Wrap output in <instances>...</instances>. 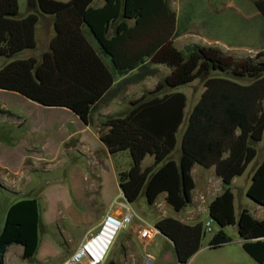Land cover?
<instances>
[{
    "label": "trees",
    "instance_id": "1",
    "mask_svg": "<svg viewBox=\"0 0 264 264\" xmlns=\"http://www.w3.org/2000/svg\"><path fill=\"white\" fill-rule=\"evenodd\" d=\"M93 2L37 0L39 13L22 16L18 0H0V56L9 60L0 68V90L70 110L95 127L111 155L129 150L133 165L120 174L119 186L130 204L144 195L154 205L165 193L167 203L180 212L193 202L194 166L215 167L224 191L209 205L210 220L219 227L210 245L229 243L224 229L238 224L244 248L264 263V219L245 209L237 219L231 188L257 157L254 144L264 137V49L240 63L213 47L194 46L185 55L175 46L177 16L167 0H104L101 7ZM255 6L264 18V0ZM41 14L55 18L49 50L41 58H15L37 48ZM157 65L171 73L155 92L134 102L125 115L107 116L95 125V113L129 86L156 76ZM197 79L204 92L188 115L175 160L188 101L177 88ZM242 79L249 83H240ZM148 156L154 161L143 168ZM248 196L264 206V161ZM41 223L37 199L11 205L0 233V264L13 245L23 247L24 260L36 261ZM156 228L174 243L181 263L199 251L206 235L205 224L188 225L172 217L159 220Z\"/></svg>",
    "mask_w": 264,
    "mask_h": 264
},
{
    "label": "rangeland",
    "instance_id": "2",
    "mask_svg": "<svg viewBox=\"0 0 264 264\" xmlns=\"http://www.w3.org/2000/svg\"><path fill=\"white\" fill-rule=\"evenodd\" d=\"M18 1L22 16L39 13L38 7L31 8L27 0ZM167 1L177 16L179 36L175 46L185 55L194 46L213 47L240 63L255 58L264 49V18L254 15L255 2ZM95 3L101 5L103 2L96 0ZM47 23L43 19L40 25L38 38L42 48L46 39L41 29ZM41 47L37 46L36 52H41ZM31 51H26L25 56ZM5 64L6 59L0 56V68ZM156 67L159 69L156 76L129 86L108 107L95 113V125L99 126L107 116L125 115L134 102L155 92L171 73L165 65ZM239 82L248 84L249 80ZM177 90L188 100L186 118L178 134L180 139L188 115L204 92V84L197 79ZM177 154L175 150L173 156ZM153 161L154 158L148 156L142 167ZM132 165L129 150L109 154L95 133L84 129L83 123L71 112L45 107L15 92L0 90V232L8 209L17 201L37 199L42 217L41 250L36 261L24 260L22 247L14 245L6 255V264H65L115 200H122L120 174L128 172ZM235 193L238 196V190ZM130 205L137 216L119 233L105 264L111 261V254L126 252L123 244L130 235L134 245L128 247L129 256L133 258L140 253L144 264L147 253L154 254L162 248L161 244L144 248V243L137 240L135 230L142 226L153 227L159 217L154 205H149L144 195ZM159 210L164 214L161 208ZM212 227L211 232L206 230L205 240L217 233V227ZM235 232L232 227L226 229L232 238H237Z\"/></svg>",
    "mask_w": 264,
    "mask_h": 264
},
{
    "label": "crops",
    "instance_id": "3",
    "mask_svg": "<svg viewBox=\"0 0 264 264\" xmlns=\"http://www.w3.org/2000/svg\"><path fill=\"white\" fill-rule=\"evenodd\" d=\"M256 1L257 0H222V2H256ZM95 2H96V0H94V2L92 4L94 7H101L104 4V0H102L103 3L101 5H97ZM254 7H255L254 8V10H255L254 15H257L258 18H261L262 17L261 13L259 12V10L257 9L256 6H254ZM43 19L48 21V23L45 25V27L43 29H41V34L43 33V35H44L43 37H44V39H46V45L44 46V48L41 47V41L38 38V37H40L39 36V33H40L39 30H40V25H41ZM54 20H55V18L53 15L41 14V16H40V21L37 25L36 32H37L38 46L40 45L41 52H36V49H37L36 48L35 50H32L30 52V54L27 56H25L26 51H24V52L20 53L19 55H17L15 58L24 59V58H29L32 56L36 57V56H34L35 54L40 55L37 58H41V56L49 50L50 42L53 39V37L55 36ZM7 62H9V60L6 59V63ZM54 108H58V107H54ZM105 108H103V109H105ZM60 109H65V110L71 112L70 110H68L66 108H60ZM103 109H101V110H103ZM71 113L74 114L73 112H71ZM75 116L78 117L77 115H75ZM79 120L83 123L84 129L92 130L95 133V135L99 138V134L97 133V130L95 129V127H93L91 125H86L80 118H79ZM83 143H85V142H83ZM180 143H181V138L178 139V148L176 149L178 151V154L176 157L173 156V158L175 160H178L179 156H180ZM254 147L257 150V157L248 166V168L246 169L244 174L236 177L233 180L232 186H231L233 194H234V209H235V215H236L237 219L239 218L241 211L244 209L248 210V212L255 219H257V220H263L264 219V206L256 203L254 200H252L248 196V190L252 184L253 175H254L255 171L257 170V168L264 161V137H263V140L261 142L254 144ZM106 150H107V148H106ZM143 168H145V167H143ZM192 175H193V179L195 182V189L193 190V202H192V204L189 205L188 207L184 208L180 212H176L167 203V201H166L167 195L165 193L161 194L159 196L156 204L153 206L156 213L159 214V217L156 221H154L152 228L157 229L156 223L159 220L166 218V217H172V218L177 219V220L181 221L182 223L188 224V225H196L198 223L205 224L206 222H208L210 220L209 205L217 197H219L223 194V191H224L223 180L221 177H219L217 175V171H216L215 167L205 168L201 165H195L193 170H192ZM235 190H238V196H237V193H235ZM237 202H238V210H237ZM160 208H161V210H163L164 214L160 213V210H159ZM213 226L214 227L216 226L217 230H219V227L214 222H213ZM41 227H42V223H41ZM229 227H232L236 230L235 234H236L237 238H232L230 236L232 240L229 243L220 245L218 247H213L210 245V242H211L213 237L210 238L209 240L203 239L202 244H201V248L199 249V251L196 254H194L188 260L187 263H181L179 261L174 243L168 237L163 235L161 232H159V231L156 232L152 239L143 240L139 236V230L138 229H135V230H136L137 240L141 243H144V248L147 249L149 247H152L153 245H158V244L162 245V248H160L159 250H156L154 254L147 253L148 255H150L153 258V262L151 264H264V263L258 262L244 248V242L245 241L239 235L238 224L228 226L224 229V231L226 232V229ZM94 229H92V230H94ZM85 236H84V238H85ZM132 245H134V243H133V240L131 239V235H130V236L126 237L125 243L123 244V247H125L126 252H124V254L119 253L118 255H114V256H112V254H111V261H114L116 263H122V264H144L140 253H136L137 255H134L133 258L129 256L130 251H129L128 247H131ZM13 246H11L9 249H11ZM9 249H8V251H9ZM21 249H22L21 252L23 255V247ZM40 250H41V245L39 248V252H40ZM8 251H7V253H8ZM7 253H6V255H7ZM6 255H5V264H6ZM123 260H125V261H123ZM145 264H148L147 259L145 260Z\"/></svg>",
    "mask_w": 264,
    "mask_h": 264
},
{
    "label": "built area",
    "instance_id": "4",
    "mask_svg": "<svg viewBox=\"0 0 264 264\" xmlns=\"http://www.w3.org/2000/svg\"><path fill=\"white\" fill-rule=\"evenodd\" d=\"M120 198L122 200H115L98 226L85 236L65 264H105L119 233L125 230L137 216L121 190ZM212 226V220L205 223V228L209 232L213 230ZM156 232L158 230L155 228L142 226L139 236L143 240H148L152 239ZM146 259L148 264L153 262L150 255H147Z\"/></svg>",
    "mask_w": 264,
    "mask_h": 264
},
{
    "label": "water",
    "instance_id": "5",
    "mask_svg": "<svg viewBox=\"0 0 264 264\" xmlns=\"http://www.w3.org/2000/svg\"><path fill=\"white\" fill-rule=\"evenodd\" d=\"M27 3L28 5L31 7V8H37L38 6V3H37V0H27ZM158 230V229H157ZM159 231V230H158ZM160 232V231H159Z\"/></svg>",
    "mask_w": 264,
    "mask_h": 264
}]
</instances>
